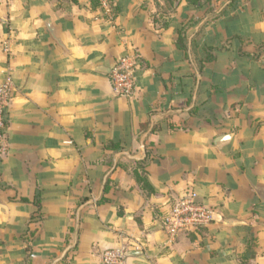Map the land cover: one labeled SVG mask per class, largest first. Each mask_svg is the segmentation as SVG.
<instances>
[{
	"label": "crops",
	"instance_id": "0c3cea01",
	"mask_svg": "<svg viewBox=\"0 0 264 264\" xmlns=\"http://www.w3.org/2000/svg\"><path fill=\"white\" fill-rule=\"evenodd\" d=\"M202 2L0 0V264H105L117 246L125 264H264V0ZM132 52L138 87L118 97ZM188 189L214 220L169 244Z\"/></svg>",
	"mask_w": 264,
	"mask_h": 264
},
{
	"label": "built area",
	"instance_id": "2783aa9c",
	"mask_svg": "<svg viewBox=\"0 0 264 264\" xmlns=\"http://www.w3.org/2000/svg\"><path fill=\"white\" fill-rule=\"evenodd\" d=\"M107 7L109 0H98ZM9 49L8 44L5 45ZM9 51V50H8ZM141 57L132 52L121 56L112 66L109 73L113 91L118 97H132L138 87L137 72L141 67ZM15 81L11 74L5 76L0 83V152L8 148V132L5 113L10 105ZM214 220V211L201 199L195 189H188L177 197L170 208L163 213L162 224L166 235V242L172 244L179 233L193 230L210 224ZM105 264H125L127 248L117 246L103 251Z\"/></svg>",
	"mask_w": 264,
	"mask_h": 264
},
{
	"label": "trees",
	"instance_id": "16d2710c",
	"mask_svg": "<svg viewBox=\"0 0 264 264\" xmlns=\"http://www.w3.org/2000/svg\"><path fill=\"white\" fill-rule=\"evenodd\" d=\"M93 4H95L96 0H91ZM188 4H191V5H194L198 8H201L204 4V2H202V0H187ZM186 28V25L183 26V28L180 30V34H179V40L177 41V44L179 47L181 48H185V45H184V35H182V33L184 32ZM206 50V49H205ZM210 58V57H208ZM141 60V59H140ZM119 146H115V148H118ZM141 181L144 182V184L148 185V181H147V178L145 177H141L140 179ZM108 189V184L105 188V191Z\"/></svg>",
	"mask_w": 264,
	"mask_h": 264
},
{
	"label": "water",
	"instance_id": "95a60500",
	"mask_svg": "<svg viewBox=\"0 0 264 264\" xmlns=\"http://www.w3.org/2000/svg\"><path fill=\"white\" fill-rule=\"evenodd\" d=\"M231 138H232V134H223L216 138V143L218 145L223 144V143H228L230 142ZM139 253L140 251H136V250L131 251V254H139Z\"/></svg>",
	"mask_w": 264,
	"mask_h": 264
}]
</instances>
